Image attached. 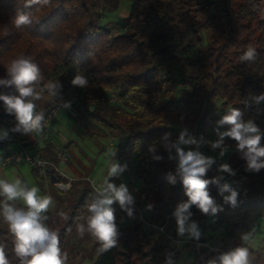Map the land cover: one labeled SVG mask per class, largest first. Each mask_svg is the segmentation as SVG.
<instances>
[{
    "label": "trees",
    "instance_id": "1",
    "mask_svg": "<svg viewBox=\"0 0 264 264\" xmlns=\"http://www.w3.org/2000/svg\"><path fill=\"white\" fill-rule=\"evenodd\" d=\"M236 1L131 0L124 29L119 32L102 24L104 17L118 9L119 0H0V79H10L8 68L19 57L34 62L43 77L30 85L40 98H25L35 104L33 121L42 116L36 127L30 122L25 131L0 100V122L9 117L8 137L0 142V160L5 154L31 148L27 153L44 163L45 176L28 166L33 178L44 182L45 196L52 198V212L46 221L40 216V222L57 234L60 251L72 237H92L89 206L102 193L90 185L88 177L71 181L67 191L56 188V183L68 181L61 166L70 164L69 147L59 146L50 135L41 147L36 145L41 124L56 108L57 120L61 114L67 115L90 137L110 140L112 159L129 174L131 182L140 184L132 195V205L122 208L114 200L110 206L116 243L103 247L90 264H157L163 250L145 251V245L137 246L143 228L137 210L149 203L165 208V198L174 202L168 213L162 211L148 220L165 224L173 241L177 239L178 228L169 231L177 224L166 223V215L188 200L175 166L180 159L181 134L188 143L198 140L204 144L208 129L214 133L231 130L232 125L221 121L237 110L239 123H251L258 130L247 135H259L260 146H264V0ZM17 14L28 15L31 22L17 28ZM202 33L206 45L193 53ZM249 49L255 50V58L242 60ZM77 75L88 80L86 87L72 84ZM50 82L59 86L49 89ZM19 95L15 84L0 85V96ZM67 101L70 105L59 107ZM229 145L232 152L227 163L207 164L202 179L210 181L206 190L218 208L213 228L223 231L222 241H238L236 231L247 230L250 218H264V168L258 172L248 169L246 149L240 150L231 137ZM223 165L234 173L230 179L238 193L235 205L218 196ZM169 174L175 177V184L169 183ZM5 205L23 212L29 208L0 193V246L8 264H26L31 257L17 254L16 237L4 216ZM189 211L191 222L202 213L195 205ZM127 220H132V226L124 230L121 223ZM81 225L82 235L78 231ZM204 251L200 254L205 255ZM208 255L207 264L209 259L217 264L224 253ZM199 257L194 250L189 264H203ZM253 261L264 264L260 256Z\"/></svg>",
    "mask_w": 264,
    "mask_h": 264
},
{
    "label": "clouds",
    "instance_id": "2",
    "mask_svg": "<svg viewBox=\"0 0 264 264\" xmlns=\"http://www.w3.org/2000/svg\"><path fill=\"white\" fill-rule=\"evenodd\" d=\"M30 18L26 14H17L14 17V23L17 28L29 24ZM255 58V50L249 49L241 57L242 60H252ZM8 75L10 79H0V85L15 84L19 91L18 97L0 96L8 107L9 112H13L19 122V125L28 130L31 122L32 127H36L42 116H37L33 121V110L35 104L31 100H25L27 97H34L39 99V94L34 91L30 85L38 80L43 79L39 67L26 57H19L14 59L9 68ZM72 84L80 87H86L88 80L82 76L77 75L72 80ZM57 83H49V89L58 87ZM264 98V97H262ZM67 106V105H65ZM240 116L239 111L233 110L230 115L223 118L221 123H228L232 125L230 131L221 134L220 140L213 144V147H219L224 136H229L238 141V148L244 151V157L247 160L248 169L259 171L264 168V146H260L261 137L259 135H247L248 133H256L258 130L251 123L245 125L238 122ZM19 130V129H17ZM6 135V134H5ZM2 138V137H0ZM181 142L187 143L183 140L181 134ZM179 154L178 173L182 178V183L186 189L188 197L187 202L180 203L175 212L178 231L183 235L188 231L193 238L199 239L200 232L195 222L188 225L186 222L192 213L189 211L192 205H195L203 214H216L218 208L215 206L213 199L206 190L210 181L202 179L206 172V165L212 163L211 160L206 159L198 152L189 151L185 153L181 149H177ZM156 159H160L157 157ZM224 171L231 172L228 165L222 166ZM121 171L123 169H120ZM118 166H113L110 170V175L116 174ZM234 174V173H232ZM169 183L175 184V177L171 174L167 177ZM218 183V181H211ZM57 187L63 190L71 188V184L58 183ZM220 193L228 192L230 195L225 196L224 199L235 205L238 193L231 188L227 183L220 186ZM38 189L33 187L30 190L21 187L20 181L17 179L14 183L7 180H0V193L9 200H14L22 197L29 211L23 212L15 210L12 207L5 205L4 216L9 222L10 229L15 235L16 252L21 257H31L26 264H64L67 259L66 255L62 257L60 248L58 247V236L55 232L50 231L40 222V213L46 211L52 203L50 196L42 198L37 197ZM111 192V195L101 194V198L97 199L89 206V211L92 213L88 222V229L99 241L103 243L105 248L115 245L116 227L114 224L113 209L110 207L114 200L118 201L121 207L132 205L134 198L129 194L128 189L121 185L116 187L109 183L105 192ZM152 206L149 205V208ZM129 216L132 215V209H127ZM78 231L82 235L84 232L83 226H78ZM248 253L246 249L238 248L232 252L226 253L220 257V264H248ZM0 264H8L3 246H0ZM209 264H216L215 261H209Z\"/></svg>",
    "mask_w": 264,
    "mask_h": 264
},
{
    "label": "rangeland",
    "instance_id": "3",
    "mask_svg": "<svg viewBox=\"0 0 264 264\" xmlns=\"http://www.w3.org/2000/svg\"><path fill=\"white\" fill-rule=\"evenodd\" d=\"M119 1L118 9L114 13L104 17L102 19V24L106 27H112L115 30L122 32L124 29L123 23L127 17L131 0ZM187 1L197 3L201 2L202 0ZM239 2H241V0H237L235 4H238ZM206 15H208V13ZM183 41L188 42V40ZM206 41V37L202 33L200 43H194L192 52L196 53L197 50L204 48ZM76 116L81 118L80 114H77ZM8 121L9 120L6 122H0V137H2L0 138V142L5 141L8 137V127L6 124ZM225 132L228 131L221 130L218 133H214L208 129L205 133L206 143L203 144L200 142L202 148L210 147L213 149L212 152L203 156L206 159L211 160L212 163L221 160L226 164L231 155L232 148L229 145V136L223 137L219 147H213V144L220 140L221 134ZM46 135H50L54 139L55 143L59 146L69 147L67 157L70 160V164L61 166V173L62 175L66 176L68 180H70V184L73 180L88 177L90 185L97 192L104 193L106 195H111L110 191L105 192L109 183L115 185L117 188L121 185H124L128 189L130 186L129 194L131 195H134L135 192L140 189V184L137 181L131 182L129 174L126 171H121L119 167L116 174L110 175L111 168L114 165L118 166V163L112 159L113 143L108 139L90 137L79 124H76L67 115L61 114L58 120L56 116H53V119L48 125L47 132L44 136ZM41 138L43 137L38 135L36 140L37 147H40V145L43 144ZM179 146L180 149L185 153L189 151L196 152L193 149L191 142H180ZM26 151L32 152L31 148L26 149ZM179 160L175 163L177 170L179 167ZM16 166H18L17 170L19 171V174H10L8 169L3 168L2 171H4L3 174L5 175L6 180L10 183H14L18 179L20 181L21 187L28 190L35 187L38 189L37 197H44V182L36 181L33 178L30 172V166ZM231 176L232 172L224 171L223 181L220 186L227 183L233 190L236 191L235 185L230 179ZM0 180H3L1 172ZM220 186L217 189L218 196L221 200L226 201L224 197L230 195V193L225 192L223 195H221L219 190ZM15 200L21 205H26L22 197H18ZM164 202L168 203L167 207L165 208H163L162 205L155 206L154 203H149L148 205L139 206L137 210L139 221L143 223V228L140 232L137 246L142 247L145 245V251H148L149 248H160L163 250L162 255L159 256L157 264H189L192 261L194 250H196V254L200 255L199 259L203 264L208 263V259H206V257L209 256L208 254H218L219 252L226 254L238 248L247 250L248 264H257L253 260L259 256L264 258V218H250V223L248 222L249 224H247V230L240 229L236 231V235L240 240L237 241L225 239L222 241L223 231L218 228H213L214 222L219 216L218 213H201L196 216L195 221L191 222L188 220L185 225L187 228L188 225L195 222L200 232L199 239L193 238L188 231H185L183 235H180L178 231L177 239L173 241V238L170 236L171 234L169 232L168 234L166 230L164 233L156 230L158 226L162 225H157L155 222H149L148 220L150 216H158L162 213V211L168 213V210L174 202L169 198H165ZM149 205L152 207L149 208ZM52 208L53 202L49 205L46 211L40 213V216L44 217L45 221L52 212ZM175 210L176 208L171 211V214H174ZM168 215L169 214H167L166 217H168ZM202 216L205 217L201 219ZM231 223L236 224L237 222L232 220ZM130 226H132V220H127L121 223V227L124 230L130 228ZM175 228H178V225L172 226V229L169 231L172 233ZM81 237L82 236L72 237L68 244L66 243L65 248L61 250L62 257L65 255L67 257V259L64 261V264H90L93 261L92 259L95 258L98 252L104 247L103 243L99 241L95 235H92V237L88 238L87 240H85L86 238L82 239ZM202 250H205V255L200 254ZM166 255L170 256L168 261L163 259ZM217 264H220V262Z\"/></svg>",
    "mask_w": 264,
    "mask_h": 264
},
{
    "label": "built area",
    "instance_id": "4",
    "mask_svg": "<svg viewBox=\"0 0 264 264\" xmlns=\"http://www.w3.org/2000/svg\"><path fill=\"white\" fill-rule=\"evenodd\" d=\"M73 102L76 101V99L72 100ZM71 101H67L65 103L60 104L59 107H67L68 105H70ZM67 105V106H65ZM58 108H56L55 110L52 111V113L49 115V117L47 118V120L45 122H43L41 124L40 130L38 132V135L43 137L41 138V141L44 142L46 136L45 133L47 132L48 129V125L50 124L51 120L53 119V116L56 115ZM9 120V117L6 116L4 117L3 121H7ZM45 137V138H44ZM9 141H12L11 139ZM192 147L193 149L198 152L200 155L205 156L207 154H209L210 152L213 151L212 148L207 147V148H202L200 145V141L198 140H193L191 141ZM4 149H8V147L6 146ZM4 151V150H3ZM12 164H27V165H31L33 167H36L39 170V173L43 176H45L44 173V163L35 160V158H33L32 156H30L27 152H25L23 149L18 150L16 152H12L9 154H5L3 156V158L0 160V170L3 168H6ZM63 183V182H60ZM57 184H55L56 188L61 190V191H67V190H63L57 187ZM63 184H70V180H68L67 182L63 183ZM172 222L174 224H177L176 221V217L174 216V214L168 216L166 218V223ZM165 224H163L162 226H158L157 229L159 232L164 233L165 232Z\"/></svg>",
    "mask_w": 264,
    "mask_h": 264
},
{
    "label": "crops",
    "instance_id": "5",
    "mask_svg": "<svg viewBox=\"0 0 264 264\" xmlns=\"http://www.w3.org/2000/svg\"><path fill=\"white\" fill-rule=\"evenodd\" d=\"M128 11H129V10H128ZM127 15H128V12H127ZM40 147H41V145H40ZM17 167H18V166H16V165H11V166L6 167V169L9 170V173H10V174H11V173L19 174V171L17 170V169H18ZM2 170H3V169L0 170V172L2 173V178H3V180H6V177H5V175L3 174L4 171H2Z\"/></svg>",
    "mask_w": 264,
    "mask_h": 264
}]
</instances>
